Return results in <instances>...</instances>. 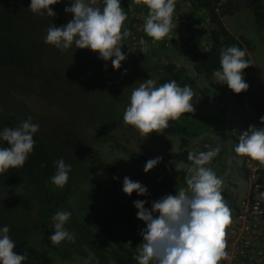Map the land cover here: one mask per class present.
I'll return each mask as SVG.
<instances>
[{
    "label": "rangeland",
    "instance_id": "rangeland-1",
    "mask_svg": "<svg viewBox=\"0 0 264 264\" xmlns=\"http://www.w3.org/2000/svg\"><path fill=\"white\" fill-rule=\"evenodd\" d=\"M140 1L139 8L142 10L145 3L144 0ZM177 1L183 5V8L189 6L184 0ZM29 4L30 0H16L20 13L31 19L32 35L38 45L37 53L33 56L35 62L28 72L6 70L1 73L0 125L4 120L5 112L9 110L17 112L21 118L31 117L57 147L64 148L75 159L72 173L77 168H81L82 173L85 170L93 174L95 162L101 161L105 164L106 170L98 167L99 173L106 178L103 180L111 193L107 194L110 200L103 207V209L108 208L105 209L104 217L109 220V227L113 229L114 237L125 242L123 233H129V228L123 223V217H127L130 211L137 213L134 200H146L151 207L153 200L166 194H175L179 187H186V170L189 166L183 161L165 159L162 164L159 163L147 173L144 171V165L152 155L180 151L179 136H158L157 132H152L144 138L133 126L118 125L123 121L132 87L149 78L156 81V86L164 83L161 80L164 69L160 66L161 60L158 57L161 53H157V56L154 54L148 61V58L143 60L137 58L134 62L126 56L121 62V67L115 69L110 60L98 58V53L90 49H75L73 46L61 52L54 45L45 44L43 38L46 29L52 23L59 26L72 19L73 14L65 12V5L69 4V0H59L51 6L56 12L54 17L32 13L28 9ZM93 6L102 8V0H95ZM195 18L202 20L200 16ZM223 21L236 36L244 35L247 38L250 56L260 69L252 94L244 95L241 102L233 107L225 108L217 104L211 93L205 91L209 82L205 77L196 76L189 55L191 45L184 43L181 50L171 47V51L163 54L165 63H175L180 68L184 67L186 72L194 77L195 83L188 85L194 93L193 101H199L200 112L212 115L210 120L213 123L210 128L219 129L206 131L191 139L185 148L196 151L206 144L220 145V160L207 167H211L222 179L220 191L228 190L237 197L238 201L241 184L246 187L247 183L243 178L242 155L236 154L233 146L238 142L237 134L245 131L244 108L245 110L248 107L254 108L255 100L261 101L264 105V25H259L255 21L254 11L246 0H243L241 9L235 14H225ZM202 25L206 29L199 43L193 47L196 48L195 50H204L210 46V41L207 39L209 23L204 20ZM170 78L174 80L173 76ZM177 83L180 85V82ZM171 122L170 120L169 124ZM87 155L91 157L85 162ZM67 163L71 164L70 158L67 159ZM125 176L146 185L148 194L141 196L133 192L129 196L124 193L122 182ZM81 177L75 173L74 178L66 183L65 196L68 202H72L71 208L68 209L76 218H79L81 210L86 212L88 209L86 215H90L92 209L97 207V203H102L101 197L106 194L98 174L89 176L92 182L87 180L85 185H80ZM164 177L171 178L173 191L160 186ZM77 184L81 189H90L87 193L93 194L91 200L87 202L80 200L81 189ZM22 189L21 185L0 186V226H9L11 237L27 238L33 245L47 250L55 264H89L84 253L95 257L94 252L77 238L74 242L62 241L57 246L51 244L48 237L54 230L52 217L39 214L38 206L27 208L32 202L31 199L23 200L22 197L16 196L17 191ZM125 208L127 212L123 215ZM228 208L232 219L236 205L228 204ZM93 221L96 222V219ZM141 222L140 225L144 228L146 225ZM65 227L70 232L74 231V228L69 227L67 223ZM76 230L81 233L79 226ZM94 230L98 240L108 239V235L95 225ZM108 241L115 242L110 238Z\"/></svg>",
    "mask_w": 264,
    "mask_h": 264
},
{
    "label": "clouds",
    "instance_id": "clouds-1",
    "mask_svg": "<svg viewBox=\"0 0 264 264\" xmlns=\"http://www.w3.org/2000/svg\"><path fill=\"white\" fill-rule=\"evenodd\" d=\"M58 2L30 0L28 9L40 16L47 14L54 17L56 12L51 6ZM94 3L95 0H69L65 12L73 14L72 19L59 26L52 23L46 29L43 42L54 45L61 52L73 46L75 49H90L98 53V58L110 60L113 68L119 69L126 59L120 42L130 35V30L124 26L127 13L121 7V0H102V8L94 7ZM144 3L148 14L143 31L154 41L161 40L173 27L176 0H144ZM245 57L246 50L237 45L222 46L219 49V67L212 74L214 80L226 84L235 93L246 91L249 84L243 70L250 65V61ZM193 96L189 86H180L175 80L159 86L152 78L143 80L132 87L123 121L136 128L144 138L152 132L161 133L169 126L170 120L176 121L181 114L195 111ZM248 109L254 110L261 125H264V116L260 117L255 108L248 107L246 112ZM243 122L245 131L237 134L234 152L264 163V126L250 125L247 129L245 119ZM38 130L39 125L31 117L18 126L0 129V172L25 164L33 151L36 143L34 134ZM5 142L9 146H5ZM204 147L206 151H189L187 154L191 164L186 170V187H179L175 194L153 200L150 208L145 206L148 203L146 200L133 201L138 209V219L146 225L140 232L142 242L137 245L135 259L138 264H218L227 256L224 251V228L230 221V210L220 191L222 179L206 166L221 152V146L206 144ZM162 159L157 156L147 160L144 171L147 173ZM54 166L51 183L63 188L68 182L72 165L61 157L54 161ZM113 179L118 180L119 177ZM245 188L242 186L238 201ZM122 191L129 196L133 192L141 196L148 194L146 185L127 176L123 178ZM71 215L68 210H57L52 216L54 230L48 240L53 246L65 240L75 241V233L65 227ZM9 233V226H0V264H23L27 254L14 251L16 243Z\"/></svg>",
    "mask_w": 264,
    "mask_h": 264
},
{
    "label": "trees",
    "instance_id": "trees-1",
    "mask_svg": "<svg viewBox=\"0 0 264 264\" xmlns=\"http://www.w3.org/2000/svg\"><path fill=\"white\" fill-rule=\"evenodd\" d=\"M189 4L187 8H183V5L176 0L175 12L179 11L182 19L187 24L197 23L202 25L204 20L209 23L208 37L210 46L204 50H195L191 48L189 55L192 59L194 70L197 77H205L209 85L205 88V91L211 93L213 100L217 104L229 108L235 104L241 102L244 95L250 96L252 94L253 87L257 78L260 75L259 67L253 62L249 48L247 46V38L244 35L236 36L232 33L223 21L225 14H235L241 9L243 0H228L222 2V0H184ZM247 4L252 7L254 11L255 21L259 25H264V10L258 0H246ZM137 0H121V7L128 14H132L133 11H138ZM200 16L202 20H198L195 17ZM132 20H138L139 18L130 16ZM48 20V19H47ZM128 20V17L126 21ZM125 21V22H126ZM200 21V22H199ZM205 27L202 25L199 30V36L197 37L196 44L199 43L204 34ZM123 30V28H122ZM33 29L31 25V19L27 16H23L16 6V0H0V75L6 70H15L28 72L31 69L32 63L35 62L34 55L37 53V42L32 35ZM126 37L122 38L121 46L124 52ZM237 45L242 49L246 50V59L250 61V65L244 69L245 80L249 84V88L241 93H235L226 84H219L213 78L214 69L219 67V49L222 46ZM171 51V47L167 46L164 41L157 42L155 47L144 54H140L138 57L133 59L136 62L137 58L152 59L153 55L158 56L161 60L160 66L164 69V76L162 77L163 82L170 81V76L174 77L176 82H180V86L190 85L195 83L194 77L189 75L184 67H178L175 63H165L166 52ZM185 52V51H182ZM164 53V54H163ZM2 82L0 76V83ZM254 108L260 117L263 115L264 105L259 100H255ZM203 104V103H202ZM243 105V103H241ZM195 111L192 113H183L181 118L172 121L169 126L156 133L158 136L163 135H177L180 137V151H167L158 155H152L150 158L157 156L162 157V162L165 159H173L177 161H183L188 166L191 162L187 159V154L190 150L185 147L189 144L191 139L203 134L206 131H218V128L211 129L210 125L213 123L210 119L212 115L210 113L200 112L199 101H193ZM112 108V107H110ZM109 108V109H110ZM110 111H112L110 109ZM246 116V110L244 108V119ZM26 118L20 117L15 111H6L4 120L1 122L0 129L4 127H15ZM123 127L129 126L124 121L118 123ZM36 141L33 151L29 154L28 159L22 167L9 168L3 172H0V186H15L21 185L22 190L17 191L16 196H20L24 199H31L29 207L38 206L39 214L43 216L52 217L57 210H68L71 208L72 202H68L66 195L67 184L63 188L54 186L51 183L50 177L55 172L54 161L63 157L67 163V159L70 158L72 166L74 165L75 159L69 155L66 150L62 147H57L51 138L41 128L34 134ZM5 146L7 142H5ZM205 147H201L196 151H206ZM76 156V154H75ZM91 155H87L84 159L88 162ZM76 158V157H75ZM220 153L211 160L210 164H213L220 160ZM43 165V166H42ZM209 165V164H208ZM206 165V166H208ZM106 165L101 161L95 162V171L93 174H98L100 182L104 185L105 190L102 198V203H97V207L92 209L90 215H86V212L81 210L79 218L75 215H71L68 226L74 228L76 238L80 242L85 243L94 252L95 257H92L88 253H84L87 257L89 264H138L135 259L137 254V245L142 242L143 237L140 235L141 232V221L138 219L134 211H130L127 217H123V223L129 228V233H123L125 238L124 241L117 240L114 237L113 229L109 227V220L105 218L104 205L110 200L111 194L107 190V185L103 179H106L102 173H99L98 167H102L106 170ZM113 166V165H108ZM75 173H78L81 177L80 185L87 184V180L90 182L89 176H92V172L85 171L81 168H77ZM73 172V173H74ZM71 171L69 173L68 181L74 178V174ZM107 181V180H106ZM107 183V182H106ZM77 184L79 189L81 186ZM161 187L174 190L173 182L171 178L164 177ZM90 189H81L80 200L87 202L91 200L93 194L87 193ZM223 199L227 204H234L237 206V197L229 193L228 190L221 191ZM68 202V203H67ZM67 203V204H66ZM150 208L148 204L145 205ZM92 208V206H91ZM83 209V208H82ZM126 215L127 209H124ZM96 219V222L93 221ZM94 225L108 235V239H114L115 242H109L108 239L100 241L97 239ZM81 228V233L76 230V227ZM83 235V236H82ZM16 243L14 251L18 253H26L27 260L23 264H55L52 256L49 255L47 250L41 249L33 245L27 238H16L12 237Z\"/></svg>",
    "mask_w": 264,
    "mask_h": 264
},
{
    "label": "built area",
    "instance_id": "built-area-1",
    "mask_svg": "<svg viewBox=\"0 0 264 264\" xmlns=\"http://www.w3.org/2000/svg\"><path fill=\"white\" fill-rule=\"evenodd\" d=\"M138 1L140 6L141 1ZM228 0H222L225 2ZM264 9V0H259ZM179 11H174L173 27L170 33L163 39L154 41L143 31V24L148 8L146 5L141 10L127 14L128 20L124 23L130 30L126 37L124 53L127 57L135 59L153 49L157 42L164 41L169 47L175 46L181 49L184 43L194 46L199 36L202 25L186 23L181 18ZM139 18L130 19V16ZM261 125L260 119L254 110L248 109L245 116V126ZM242 164L245 171L247 186L243 196L238 201L235 213L229 223L225 225L224 241L227 253L218 264H264V163L243 156Z\"/></svg>",
    "mask_w": 264,
    "mask_h": 264
},
{
    "label": "crops",
    "instance_id": "crops-1",
    "mask_svg": "<svg viewBox=\"0 0 264 264\" xmlns=\"http://www.w3.org/2000/svg\"><path fill=\"white\" fill-rule=\"evenodd\" d=\"M240 194H242V185H241V193Z\"/></svg>",
    "mask_w": 264,
    "mask_h": 264
}]
</instances>
